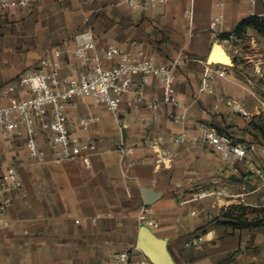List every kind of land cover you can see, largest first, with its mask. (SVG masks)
Returning <instances> with one entry per match:
<instances>
[{"label": "crops", "instance_id": "1", "mask_svg": "<svg viewBox=\"0 0 264 264\" xmlns=\"http://www.w3.org/2000/svg\"><path fill=\"white\" fill-rule=\"evenodd\" d=\"M220 14L212 28L213 17ZM249 16L264 17V0H169L140 9L121 0H34L0 9V102L9 99L1 95L3 86L52 47L73 43L76 33L88 29L97 37L99 52L110 45L128 49L133 40L142 43L147 55L173 69L179 100H164L157 77L140 88L139 76L117 112L90 97L78 99L79 108L69 111L75 120L78 114L100 116L87 130L77 122L73 126L83 138L98 141L89 164L82 156L58 160L44 142L43 160L28 157L24 146H6L16 142H5L0 134V173L14 164L22 181L21 188L9 193L12 203L2 213L9 225L0 224V264H106L125 249H134L133 264L145 258V264H154L137 247L139 227L150 221L157 223L149 225L167 239L177 264H264L263 230L218 223L227 216H213L241 202L246 193L240 191L242 183L252 177L250 165L234 173L209 145L170 142L205 123L259 146L250 116L235 109L230 97L234 86L226 82L233 61L245 53L239 39L251 38L264 55V40L258 45L254 28L237 36L234 45L224 36ZM215 43L230 53L231 65L208 59ZM185 57L189 62L174 65ZM103 63L112 60L105 57ZM214 64L226 74L217 77L215 92L208 93L202 82ZM172 114L185 118L176 121ZM163 129L167 140L160 147L143 143ZM122 145L134 152L122 155ZM259 154L263 160L261 150ZM208 187H229L231 196L194 199L195 190ZM200 238L201 243L191 244Z\"/></svg>", "mask_w": 264, "mask_h": 264}, {"label": "built area", "instance_id": "2", "mask_svg": "<svg viewBox=\"0 0 264 264\" xmlns=\"http://www.w3.org/2000/svg\"><path fill=\"white\" fill-rule=\"evenodd\" d=\"M34 0H0V9L11 6L23 7ZM132 8H148L165 3L169 0H121ZM191 11V10H188ZM223 17L222 14L213 17L211 27ZM237 35L233 32L227 38L234 45ZM112 60L106 66L103 58ZM191 58H177L174 65L187 63ZM226 69L219 64L211 65L205 73L202 90L214 93L215 80L224 76ZM137 76L141 77L137 81ZM152 77H157L163 86L164 100L169 103H179L175 91L176 75L173 69L165 63H157L154 56L147 55L142 43L133 40L125 49L118 45H110L103 52L97 50V37L90 30H85L75 36L73 43L56 45L43 56L34 66L27 67L13 81L1 89L3 97L8 101L0 102V134L8 141H21L28 157L43 160L45 149L42 143H48L55 149L58 160H69L82 156L89 164L90 154L97 150L98 141L83 138L73 126L79 125L87 130L90 125L100 120L98 114L76 115V120L70 110L79 108L78 99L90 97L97 104H103L111 112H117L125 95L132 92L139 83L143 88L149 84ZM138 82V83H137ZM155 103H150L154 106ZM235 109L248 114L238 105ZM176 121L185 118V114L173 115ZM167 130H161L154 137H146L145 145L160 147L167 140ZM182 141L204 143L217 151L223 159L226 168L236 173L241 165H250L251 172L258 175L264 184V168L254 162L253 155L257 152L254 144H246L230 134L221 132L205 124H198L196 131L188 135L182 133L170 139L173 144ZM120 152H134V148L120 147ZM264 154V149L262 151ZM22 181L17 167L8 165L0 173V224L8 226L9 221L2 218V213L11 205L9 193L19 189ZM227 187L199 188L193 192L194 199L205 197H228ZM231 196V195H230ZM149 224L157 225L153 221ZM202 242V238L193 241L192 245ZM148 260L142 259L145 264ZM136 263L134 249L116 252L106 264Z\"/></svg>", "mask_w": 264, "mask_h": 264}, {"label": "rangeland", "instance_id": "3", "mask_svg": "<svg viewBox=\"0 0 264 264\" xmlns=\"http://www.w3.org/2000/svg\"><path fill=\"white\" fill-rule=\"evenodd\" d=\"M78 33H76V35ZM256 35L259 40L258 45H261V40H264V35L260 32L259 35L258 33H256ZM243 38L244 39L241 38L242 40H238V44L246 48L245 53L241 54L239 59L233 61V66H230L231 68L228 73L229 80L226 82H230L234 86L233 93L230 94V97L236 105L246 110L248 113L247 115L250 116L251 134L254 137V141L259 144V146L255 145L257 152L253 155L254 162L264 168V159L262 160L259 154L260 150L263 151L264 149V55L260 50L254 48V43L251 38ZM213 49L210 61L214 59L213 56L216 58L219 55L215 50L216 48ZM15 142L16 143L11 144L6 143V146H24L21 141ZM251 174L252 177L244 181L240 188L241 192H246L239 197L241 202L236 205L228 206L225 209L226 212L225 210L215 212L213 216L219 218L223 214L232 213L234 222L239 226H244L243 223L247 222H258L256 226L257 229L264 231V184L258 175L253 172H251ZM252 190H255V192L250 195L248 192ZM227 192L229 197L231 195L229 187H227ZM244 197L246 199H243ZM237 216L241 217L240 219L242 222L237 220ZM196 217L198 218L199 216ZM228 219L231 218H221L218 220V223L221 221H228Z\"/></svg>", "mask_w": 264, "mask_h": 264}, {"label": "water", "instance_id": "4", "mask_svg": "<svg viewBox=\"0 0 264 264\" xmlns=\"http://www.w3.org/2000/svg\"><path fill=\"white\" fill-rule=\"evenodd\" d=\"M220 43H215L213 48L219 46ZM213 50L210 52L208 59L210 60ZM215 58V56H214ZM232 62V59H230ZM214 63V62H212ZM152 203L149 198L146 204ZM137 247L154 263V264H177L169 247L167 239L157 235L155 230L146 222H143L139 227Z\"/></svg>", "mask_w": 264, "mask_h": 264}, {"label": "trees", "instance_id": "5", "mask_svg": "<svg viewBox=\"0 0 264 264\" xmlns=\"http://www.w3.org/2000/svg\"><path fill=\"white\" fill-rule=\"evenodd\" d=\"M249 28H254L256 29L258 32L262 33L264 35V17H261V16H249V17H246L245 19H243L236 27L233 31L229 32V33H225V37L228 38L229 35L231 33H235L238 37H241L244 33L247 32V30ZM264 134V133H263ZM226 216L231 218V220H228V221H224V223L226 224H236L234 221L233 218H232V213L229 214V213H226ZM241 217L237 216V220H239L240 222ZM244 224V227H256L258 225V222H247V223H243Z\"/></svg>", "mask_w": 264, "mask_h": 264}, {"label": "bare ground", "instance_id": "6", "mask_svg": "<svg viewBox=\"0 0 264 264\" xmlns=\"http://www.w3.org/2000/svg\"><path fill=\"white\" fill-rule=\"evenodd\" d=\"M215 48H216L215 50L218 52L219 55L216 58H214V56H213L214 59H212L211 61L221 62V63H225V64L230 63V59H231L230 53H228L226 48L221 44L219 46H216Z\"/></svg>", "mask_w": 264, "mask_h": 264}]
</instances>
